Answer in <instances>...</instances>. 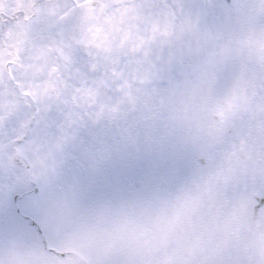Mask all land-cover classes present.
I'll return each instance as SVG.
<instances>
[{"label": "snow or ice", "instance_id": "obj_1", "mask_svg": "<svg viewBox=\"0 0 264 264\" xmlns=\"http://www.w3.org/2000/svg\"><path fill=\"white\" fill-rule=\"evenodd\" d=\"M0 264H264V0H0Z\"/></svg>", "mask_w": 264, "mask_h": 264}]
</instances>
